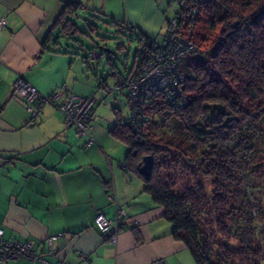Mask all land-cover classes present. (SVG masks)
Masks as SVG:
<instances>
[{
	"label": "crops",
	"instance_id": "0c3cea01",
	"mask_svg": "<svg viewBox=\"0 0 264 264\" xmlns=\"http://www.w3.org/2000/svg\"><path fill=\"white\" fill-rule=\"evenodd\" d=\"M67 1L0 0V17L7 20L0 30V226L7 240H32L43 259L0 264H195L185 243L173 237L164 208L124 167L127 145L110 133L117 115L129 114L127 91L114 86L131 67L125 75L113 72L109 80L94 75V63L66 45L72 39L58 35L55 22ZM77 1L117 22L136 41L147 37L163 43L173 18L170 0ZM49 32L58 35V43L42 48ZM17 78L43 95L93 96V141L65 126L53 104H44L30 119L27 105L13 91ZM104 101L112 103L111 114H101ZM108 182L115 200L107 195ZM121 208L125 219L110 242L94 219L102 213L114 224Z\"/></svg>",
	"mask_w": 264,
	"mask_h": 264
},
{
	"label": "trees",
	"instance_id": "16d2710c",
	"mask_svg": "<svg viewBox=\"0 0 264 264\" xmlns=\"http://www.w3.org/2000/svg\"><path fill=\"white\" fill-rule=\"evenodd\" d=\"M214 1L224 8L223 14L214 10ZM206 3L212 6L215 16L212 25L220 27L209 56L216 76L204 65L187 68V60L198 52L196 48L181 66L185 80L176 104L160 95L149 97L141 111L140 131L133 129L129 109L127 120L117 115L110 133L127 145L124 167L143 180L145 192L164 208L173 237L185 243L195 264H234L236 260L264 264V246L257 239L264 232L260 225L264 221V195H258L264 185L253 183L264 171L258 158L264 150L257 145L264 139V0H180L173 16L178 19L179 33L184 35L182 27L193 24ZM84 10L82 2L68 0L55 22L59 25L58 35L73 40L72 35L81 33L76 19ZM109 23L117 32L118 23ZM58 35L53 37L49 32L42 48L50 41L57 44ZM143 40L152 39L141 37L137 43ZM155 97L163 100L164 108L197 148L193 165L211 180L210 198L202 186L174 192L175 182L161 177L159 157L172 148L144 133L151 117L161 111L153 106ZM145 155L153 160L148 175L140 171ZM177 155L182 157L181 152ZM208 226L225 240L238 239V246L217 242L212 237L214 230L207 232ZM215 255L217 262L212 258Z\"/></svg>",
	"mask_w": 264,
	"mask_h": 264
},
{
	"label": "rangeland",
	"instance_id": "374dc122",
	"mask_svg": "<svg viewBox=\"0 0 264 264\" xmlns=\"http://www.w3.org/2000/svg\"><path fill=\"white\" fill-rule=\"evenodd\" d=\"M168 6L169 18L176 15L179 10L180 0H170ZM215 11L223 14L224 8L216 1H214ZM215 12V14H217ZM93 13L90 10H85L79 14V18L76 19V23L80 27L81 33L72 35L73 40L66 39V45L72 46L74 52L83 56H88L90 64L94 63V75H97L99 79L106 78L109 80L113 75V72L118 71L120 74L125 75L127 70L131 67L134 54L137 48L136 39L130 38V36L121 29L118 28L116 32L114 26L109 22V19L103 16L97 15L91 16ZM212 6L209 3L199 11L197 18L191 22L188 28L182 27L184 36L192 39L198 52L192 55L187 61V68L190 67L193 70L198 65H204L209 70L210 74L215 75V71L212 69V62L209 58L211 54V48L215 39L217 38L220 27L218 25H212L215 16L212 15ZM95 48L98 51L103 52V56L100 58L91 59L89 57L90 50ZM108 59L110 61L108 62ZM108 62V63H107ZM92 69V68H91ZM93 70V69H92ZM105 79V80H106ZM109 101V100H106ZM129 101V100H128ZM155 108L161 110L158 114L151 117L148 124H146L144 133L154 138L155 140H162L164 143L169 144L172 148L169 153H162L159 157L160 175L164 180H173L175 182L174 192L180 193L186 188H194L202 186L207 197H211V180L202 176L200 172L194 167L192 158L196 157L197 148L192 144L191 140L186 137L182 131L181 125L177 123L175 118L168 113L164 108L163 100L159 97H155L153 100ZM150 103L147 104H151ZM101 102L100 105H104ZM106 105V104H105ZM101 114L105 115L107 112L111 114L112 103L106 105ZM152 107V106H151ZM94 110V109H93ZM100 116V114H96ZM128 117V114H124V119ZM168 145V146H169ZM259 149L264 150V139L262 142L257 143ZM182 153V157L177 154ZM264 154H260L261 165H264ZM253 183L258 185H264V171L255 177ZM260 197L264 195V190L259 191ZM264 200V199H262ZM238 199L236 200V202ZM261 230L264 231V221L261 222ZM214 227L208 226L207 232L212 233ZM214 240L219 243L229 244L232 247H237L239 240L231 238L225 240L218 233L213 232ZM260 245L264 246V232L257 235ZM215 262L218 261L217 255L212 257ZM247 261L236 260L234 264H247Z\"/></svg>",
	"mask_w": 264,
	"mask_h": 264
},
{
	"label": "built area",
	"instance_id": "2783aa9c",
	"mask_svg": "<svg viewBox=\"0 0 264 264\" xmlns=\"http://www.w3.org/2000/svg\"><path fill=\"white\" fill-rule=\"evenodd\" d=\"M6 25V18L0 17V30ZM178 30V19L172 18L162 44H157L152 40L141 41L137 46V53L129 72L124 77H117L114 90L126 89L130 119L133 122L131 125L135 131L142 129L141 111L147 98L160 95L169 103L176 104V95L179 94V88L185 80L181 66L186 57L196 50L193 41L179 33ZM102 56V53L97 50H92L89 54L91 59ZM13 91L27 105L30 119L38 116L44 104H53L60 113L65 126L73 127L79 135H87L89 143L93 141L91 125L95 103L93 96L81 97L72 93L64 94L62 91L43 95L33 84L23 78H17L14 81ZM106 191L109 199L115 200V189L112 182L106 184ZM124 219L125 211L121 208L117 212L114 224L102 213H98L94 221L98 229L108 232L106 238L110 242H115L117 231ZM61 235V233L51 235L48 240H56ZM18 258H27L31 261L43 260L32 240H7L0 226V260L8 262Z\"/></svg>",
	"mask_w": 264,
	"mask_h": 264
},
{
	"label": "water",
	"instance_id": "95a60500",
	"mask_svg": "<svg viewBox=\"0 0 264 264\" xmlns=\"http://www.w3.org/2000/svg\"><path fill=\"white\" fill-rule=\"evenodd\" d=\"M152 165H153L152 157L150 155H145L143 157V164L140 167L141 173L148 175Z\"/></svg>",
	"mask_w": 264,
	"mask_h": 264
}]
</instances>
